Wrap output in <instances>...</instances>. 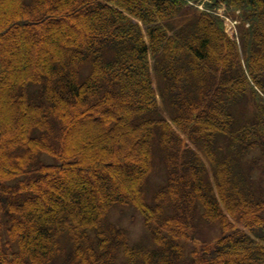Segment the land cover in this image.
<instances>
[{
  "label": "trees",
  "instance_id": "trees-1",
  "mask_svg": "<svg viewBox=\"0 0 264 264\" xmlns=\"http://www.w3.org/2000/svg\"><path fill=\"white\" fill-rule=\"evenodd\" d=\"M256 169L264 0H0V264H264ZM117 205L150 243L108 220Z\"/></svg>",
  "mask_w": 264,
  "mask_h": 264
},
{
  "label": "rangeland",
  "instance_id": "rangeland-1",
  "mask_svg": "<svg viewBox=\"0 0 264 264\" xmlns=\"http://www.w3.org/2000/svg\"><path fill=\"white\" fill-rule=\"evenodd\" d=\"M205 0H203L204 2ZM217 2V1H216ZM217 7H215V11L216 14H218V16L220 17V19H222L223 21V25H224V31L225 33H227V36L229 38H231L232 40L236 39V36L238 38V24L240 21V16L239 15V10L235 8V10H233L232 12H229L228 9L224 8L225 7V3L220 2V4L218 3L216 5ZM234 15V16H233ZM64 21V19H63ZM74 21L75 18L73 17H69L67 22H63V23H68L73 26L74 25ZM10 34L8 35V42L11 43V47L13 49H17L19 48V42L15 39V34H13L12 29L9 30ZM25 37L26 39H31L34 40V32H32L31 30H28L27 32H25ZM235 41H238L237 39ZM37 43V42H36ZM153 75V74H152ZM153 79V86L155 87V89L157 90V79L155 78V76H152ZM158 104L161 107V102L160 99L158 98ZM249 108H251V106H248ZM160 112H162V109H160ZM163 113V112H162ZM165 114V113H163ZM80 124H82V121L80 120L79 122L76 121V123L71 124V126L75 127H79ZM12 135V134H10ZM95 137H92V141H88V145L89 147H92L95 153V161L98 160V158L101 157L100 153L98 152V150L96 149V142L98 140V137H96V135H94ZM99 153V154H98ZM112 161V160H111ZM98 165H100V163H97ZM119 166V164H118ZM76 169L80 170L79 166H76ZM82 175L81 178H83V180H86L85 178V174L81 173ZM164 167H163V163L161 161V159L159 158L158 154H155V158L153 159V163H152V168L151 171L146 179V182L144 183V191H145V198L146 201L150 200V196L151 193L154 191V188L156 187V185H158L159 183L164 181ZM255 176H262L264 177V173H260V171H258V169L255 170L254 172ZM90 182H95V180H92ZM53 186V185H52ZM53 189L54 187H50V189ZM96 188V187H95ZM56 189V188H54ZM92 194H96L98 193V189H94L92 188L91 190ZM108 220L116 223L118 226H121L125 229V231L127 232L128 235V240L130 243H137L138 245H146L149 242V236L148 233L146 232L144 225H143V219L141 214L132 206H128V205H117L115 207H112L111 209H109L108 211ZM208 228V229H207ZM217 228V227H216ZM209 229H214V227H205L204 231L207 232L209 231V233H205L204 235H213L212 232ZM215 234V233H214ZM207 237V236H206ZM121 255V253H120ZM123 260V256L121 255L118 259L117 262H120ZM48 264H60L58 261H52L49 262Z\"/></svg>",
  "mask_w": 264,
  "mask_h": 264
}]
</instances>
